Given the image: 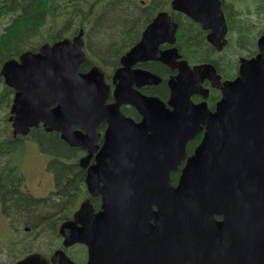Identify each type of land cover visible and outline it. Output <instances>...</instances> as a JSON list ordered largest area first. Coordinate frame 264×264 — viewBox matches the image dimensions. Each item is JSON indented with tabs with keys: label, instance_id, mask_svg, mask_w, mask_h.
Here are the masks:
<instances>
[{
	"label": "water",
	"instance_id": "water-1",
	"mask_svg": "<svg viewBox=\"0 0 264 264\" xmlns=\"http://www.w3.org/2000/svg\"><path fill=\"white\" fill-rule=\"evenodd\" d=\"M171 6L211 28L207 40L217 49L225 44L220 0H172ZM175 31L176 23L166 11L154 16L121 56L111 103H106L109 87L100 66L78 71L85 57L82 30L73 39L44 43L37 52L27 50L18 59L4 61L0 75L15 89L8 117L12 132L24 135L42 122L46 130L60 132L69 145L88 150L80 160L83 167L96 151L95 162L87 167L86 185L88 193L102 196L105 224L99 229L105 236L97 249L103 253L124 252L118 242L125 237L131 202L143 209L141 217L131 218L145 223L148 238L149 228H158L160 253H190L195 255L194 264H264V29L257 41L259 52L240 58L238 77L222 83L212 65L190 68L186 60H179L176 47L159 48L175 42ZM146 60L178 70L167 81V103L132 87L160 81L146 70L132 68ZM205 78L221 91L213 111L205 100L191 99L193 94L207 97L208 90L201 85ZM121 104L135 107L141 119L122 114ZM103 120L107 127L99 147L94 144L95 127ZM71 124L84 132L71 130ZM202 128L200 142L187 156V143ZM183 161L174 185L170 173ZM86 215L88 221L76 226ZM93 218L89 199H84L74 220L58 228L64 244L82 241L92 253ZM62 253L55 251L51 261L62 264ZM41 259L45 260L34 254L18 263Z\"/></svg>",
	"mask_w": 264,
	"mask_h": 264
},
{
	"label": "flooded vegetation",
	"instance_id": "flooded-vegetation-1",
	"mask_svg": "<svg viewBox=\"0 0 264 264\" xmlns=\"http://www.w3.org/2000/svg\"><path fill=\"white\" fill-rule=\"evenodd\" d=\"M149 1V0H148ZM169 0L166 5L159 9L166 10L170 15V18L173 22L176 23V33L180 28L182 29H189V30H198L200 32V36L206 38L208 33L212 32L211 28H203L200 22L190 19L184 13H181L177 10H173L170 8ZM141 5H144V0H139ZM220 9L222 15L224 17V22L227 28L226 31V45L234 44L238 48V39L241 37V30H242V22H241V14L238 13V1L235 0H220ZM158 11L155 13L157 14ZM98 11H89L82 14L83 20L82 23L85 24V27L80 25L76 29L77 31L74 34L66 36L65 38L73 39L80 30H82L81 38L83 40L82 50L84 52V59L78 65V71L80 73L88 72L92 66L97 65L103 69L104 72V82L108 85V97L106 99V103H111L114 101V88L118 82V80L114 79L115 72L117 68L121 67L122 64L120 62L121 56L129 49H124L122 52L116 54V56H112V59L105 60L101 59L100 57L97 58L96 54L94 53L95 42L93 38L88 33V27L95 31V19L98 16ZM175 33V34H176ZM261 34V33H260ZM259 34V36H260ZM184 44L181 46H177V42L173 44L162 43L160 44L159 48L164 50L170 47H176L180 58L187 61L190 67L194 65L201 64V63H208L211 64L215 71L219 74L221 81L226 80H234L239 75V60L240 58H249L252 55L248 56L247 53L243 55H239L238 59L234 62L230 63V59L226 60L224 57L219 54L221 50H216L214 46H206L207 49L203 47H195V48H188ZM185 46V47H184ZM153 63H159L160 65L166 66L170 73L164 77V75L159 72H155L148 68V64L152 65ZM153 66V65H152ZM133 69H143L151 74L160 78V81L157 83H147L140 86H137L135 83L132 84V87L138 90L141 94L146 96H155L158 97L160 100L167 103V100L170 95V90L167 85V81L174 77L177 73V69H172L168 65L156 61V60H146L137 62L132 66ZM160 71V70H159ZM165 80L167 92L166 96H160L158 93H154L150 91V88L159 86L162 81ZM202 86L208 90L206 102L207 106L210 110L214 109L216 101L220 98L221 93L218 89L211 87L210 81L205 78L201 82ZM15 90L13 89L12 98L14 97ZM194 102H199L203 100L202 95L200 94H193L191 96ZM51 107H54L55 104H51ZM120 110L122 114L125 116L131 117L135 121H139L141 119V115L137 111V109L129 104H121ZM130 115L128 114L131 112ZM107 127L106 120L99 122L95 127V134L97 136V141L94 142L95 145L99 147L103 143V134L104 130ZM71 130H80L84 132V130L78 124H71ZM31 129H38L36 134L40 132L43 133H50L55 132L57 137L62 140L66 145L73 148L76 152L72 154L71 157L64 158L50 155L48 153H43L46 155L47 159L43 163V168L40 170V176L38 178L31 177L30 179L25 174L22 168V162H24V155L21 153H11V154H1L0 155V173L4 175L6 178H12L14 186H7V187H0V220H3L6 225L9 227L10 231L13 232L15 235L18 227H22L23 231L27 233L24 237L15 238L13 237L11 243L8 245V250H10V246L12 248L17 247V251L21 253H0V264H19L18 261L23 260L29 255L38 254L40 257L42 256L45 260H48L50 264H54L51 261L52 255L55 251L60 250L62 251V264H194L195 255L190 253H160L161 242L159 236L157 237L158 228L155 226L153 229L152 227L149 228L150 237L148 238L146 235V227L145 223H140L139 221L131 218V215L142 216L141 210H143L138 203H131L129 202L127 205L126 211V223H125V237L123 241L118 242V244H122L124 246L123 253H114L109 251V253H103L101 250L97 249L99 240L104 238V233L100 232V225L105 224V221L102 220V196L100 193L96 195H91L87 191L86 185V174H87V167L90 166L95 162V155L96 151L92 152L88 159L87 165L83 167L80 164V160L88 155V150L86 148H81L79 146H71L69 145L62 137L61 133L55 130H46V126L42 122H39L37 126L30 127L29 131L22 135V134H13L15 136L20 135L24 136V143L25 140L30 139L33 143H35L39 148V143L34 138V135H30ZM204 132V128L196 134V136L190 140L186 145V154L187 156L193 153L194 148L200 142L202 135ZM13 133V132H12ZM24 144V150H25ZM41 151V150H40ZM53 159H57L59 162L74 165V171L81 174L82 178L79 180V185L76 188L75 194L72 196L71 201L63 204L61 209H58V212L54 214L52 220L50 222L55 225V232L53 236L46 235V228L45 224L48 223L47 220H38V223L33 221L35 219L36 212L42 208L45 212H47L48 208L41 206L42 203L38 204V202H32L31 199H45L51 192H55L58 186H56V175L54 171L49 167V162ZM184 165V161L178 166L177 171H172L170 173L171 182L176 184L178 176L180 174V169ZM51 177V183L46 186V178ZM65 180H63V185ZM49 186V187H48ZM48 187V188H46ZM11 190L18 192L13 196L11 199L8 198V195ZM73 191H70L72 193ZM4 193H6L4 195ZM24 200V204L20 207V211L18 212L17 208V200ZM84 199H89V203L91 206V217L93 218V231L91 233V240L95 244V249L92 253H89L88 246L85 242H74L72 244L66 245L64 244L65 237L58 233V228L61 224L67 221L74 220L75 213L79 210L80 204ZM38 204V206L36 205ZM36 205V206H35ZM154 211L157 210L155 205L152 206ZM23 210H27V213ZM139 211V213L137 212ZM97 216V217H95ZM85 218L82 222H77L76 226L81 227L85 222L88 221L89 216H84ZM220 218V217H216ZM150 223L154 224L153 219H150ZM151 228L153 230H151ZM154 231V232H153ZM152 232L154 233L152 237ZM43 234V236H41ZM154 237H157L154 242ZM15 238V239H14ZM110 246L114 241L110 239ZM11 248V249H12ZM147 248L149 252H147ZM6 255V259H1V256ZM45 260L41 259L37 263L34 264H45ZM30 264V263H24Z\"/></svg>",
	"mask_w": 264,
	"mask_h": 264
},
{
	"label": "trees",
	"instance_id": "trees-1",
	"mask_svg": "<svg viewBox=\"0 0 264 264\" xmlns=\"http://www.w3.org/2000/svg\"><path fill=\"white\" fill-rule=\"evenodd\" d=\"M168 1L149 0L146 4L141 5L136 0H0V27H2L0 30V67L4 61L18 58L26 50L37 51L42 43H52L62 37L74 34L80 25L85 27V24L81 21L83 20L82 14L86 11L99 12L94 24L96 28L94 38L96 36L98 39V42L94 41L96 57H100L104 61L112 59V56H116V54L131 47L138 41L142 29ZM245 1L240 0L241 5L238 6V13L249 14L253 11L255 12L256 9L262 13L264 20V0H251L252 3L255 2L253 9L248 4H245ZM241 15L244 23H247L248 15ZM261 29L258 34H260ZM241 31V33L248 32L249 26L242 25ZM254 38L255 36L253 35ZM253 39L249 38V41L251 42ZM176 42L178 47L181 46L180 49L183 48L184 44L190 49L208 45L204 38L200 36V32L195 29L180 28L176 33ZM238 42L250 52L248 56L254 53L251 47L244 44V40L238 39ZM152 65L148 64L147 66L155 72H161L164 77L170 73V70L164 65L159 63H153ZM0 82H3L1 75ZM150 91L158 93L160 96H166L167 87L165 80L159 86L150 88ZM12 92L11 88L4 86L0 98L2 99L6 96V102H9ZM130 113L132 111L128 114L130 115ZM36 131L38 129H31L30 135H34L42 153H48L55 156V158L61 156L68 158L76 152L62 142L55 132H40L36 134ZM24 139V136L12 135L11 130H2L0 128V155L22 153L24 151ZM49 167L56 175V186L58 188L45 199H31V201L38 202V204L42 203L41 206L48 208L47 212L40 208L36 212L37 214H35L33 221L38 223V220H47L48 223L44 226L49 229L47 232L53 234L56 227L50 220L58 212V209L62 208L63 204L71 201L82 176L78 172L72 174L74 165L59 162L57 159L51 160ZM13 180L12 178L4 177L0 173L1 188L14 186ZM63 180H65L64 185ZM70 191L73 192L70 193ZM17 193L11 190L7 194L8 198L11 199ZM16 202L17 211L22 212L20 207L25 205V201L18 199ZM38 204L36 205L38 206ZM25 212L27 213V210Z\"/></svg>",
	"mask_w": 264,
	"mask_h": 264
},
{
	"label": "rangeland",
	"instance_id": "rangeland-1",
	"mask_svg": "<svg viewBox=\"0 0 264 264\" xmlns=\"http://www.w3.org/2000/svg\"><path fill=\"white\" fill-rule=\"evenodd\" d=\"M136 1L139 2V0H136ZM144 1H145L144 4H146L148 0H144ZM235 1L236 2L238 1V6L241 5L240 0H235ZM245 4H248V6H250L252 9L255 6V2L252 3L251 0H246ZM242 14H246L249 17L247 23H244V21L241 20L242 25L249 26V31L240 33L241 37L239 39L241 41L244 40V44L246 46L251 47V49L255 52L256 51L255 42H256V37H257L256 33L264 25V20L262 18L263 15L260 11H257L256 9H255V12L253 11L249 14L248 13H242ZM1 28L2 27H0V30ZM95 31H96V28H95ZM95 31L91 30L88 27L89 35L93 38L94 41L96 40V42H98V39L96 38V36L94 38ZM253 35L255 36L254 39H253ZM249 38L253 40L250 42ZM245 53L249 54V51H247L246 49L244 50V48L238 42V48H236L234 44L226 45L222 48L219 54H221L226 60L230 59V63H232L236 59H238L239 55H243ZM4 86L6 85L3 82H0V94L3 93ZM10 98H12V94L10 95ZM6 99H7L6 96H4L2 99L0 98V128L2 130L3 129L11 130V126L9 122H6L7 116L9 115V106H10L11 101L6 102ZM25 145H26L25 150L21 153L24 155V162H22V168L29 179L31 177L38 178L40 176L39 172L40 170H42L44 166L43 163L45 162L47 157L45 154L40 152L37 145L33 143L32 141H30V139L25 140ZM50 183H51V177L50 178L47 177L46 186ZM48 230L49 229H46V235L53 236L54 233L51 234L47 232ZM13 234L14 233L10 231L6 223L3 220H0V253H21L17 251L18 249L17 247L12 248L10 246V250H8V245L13 240L12 239L13 237L15 238L24 237L23 239H25L26 238L25 236L27 235V233L24 232L22 227L20 226L18 227L16 234L15 235ZM41 236H43V234ZM6 255L7 254L2 255L1 259L5 260Z\"/></svg>",
	"mask_w": 264,
	"mask_h": 264
}]
</instances>
